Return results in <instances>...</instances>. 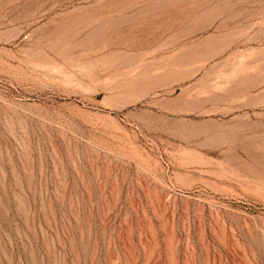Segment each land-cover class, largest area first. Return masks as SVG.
<instances>
[{
    "label": "rangeland",
    "instance_id": "obj_1",
    "mask_svg": "<svg viewBox=\"0 0 264 264\" xmlns=\"http://www.w3.org/2000/svg\"><path fill=\"white\" fill-rule=\"evenodd\" d=\"M0 264H264V0H0Z\"/></svg>",
    "mask_w": 264,
    "mask_h": 264
}]
</instances>
